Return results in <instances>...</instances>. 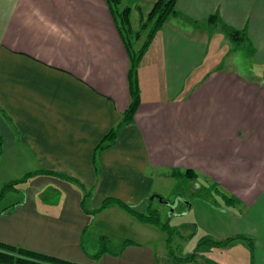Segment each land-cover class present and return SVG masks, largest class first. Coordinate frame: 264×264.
Instances as JSON below:
<instances>
[{
	"label": "crops",
	"instance_id": "0c3cea01",
	"mask_svg": "<svg viewBox=\"0 0 264 264\" xmlns=\"http://www.w3.org/2000/svg\"><path fill=\"white\" fill-rule=\"evenodd\" d=\"M154 1L121 0L132 29ZM175 10L137 64L132 119L101 148L131 102L106 0H0V189L34 173L0 196V242L81 264H264V81L221 65L241 47L264 64V0ZM225 27L247 41L223 48L212 31ZM174 176L218 197L184 203L203 208L206 259L171 257L165 231L116 204L96 211L114 198L144 213Z\"/></svg>",
	"mask_w": 264,
	"mask_h": 264
},
{
	"label": "trees",
	"instance_id": "16d2710c",
	"mask_svg": "<svg viewBox=\"0 0 264 264\" xmlns=\"http://www.w3.org/2000/svg\"><path fill=\"white\" fill-rule=\"evenodd\" d=\"M175 2L176 0H155L151 8L147 12L145 18L142 20L139 30L135 31L133 37L131 38L133 29L130 24V6L120 8L119 5L121 3V0H106L107 6L112 14L116 27L122 37L129 58L130 66L128 72V83L131 94V102L127 110L124 112L121 121L118 123V125H116L113 129H111L107 133V135L104 137V141H103L104 143L101 144L99 147L102 148L107 146L108 142L112 141L113 138L115 137L117 129L121 126V124L128 122L132 119L133 114L139 103V94H138L137 80H136L137 64L141 59L142 55L144 54L155 32L163 25V23L165 22L168 16L177 14V11L175 10ZM216 20H217L216 15H213L208 18V21L210 22L211 25H214L216 23ZM145 30H147V34L145 35L142 44L136 51H133L130 45L131 41L137 40L141 36L142 31ZM224 30H225L224 34L229 38V40L234 42L236 46L244 44V42L247 41V37L243 31H239L232 28H226V27L224 28ZM1 143L2 142L0 137V155L2 153ZM33 174L34 173H29L18 180H14L6 183L0 189V196L7 189L14 187L15 184L26 180ZM55 174L60 176L61 178H66V176L63 174H59V173H55ZM184 175L188 178L196 177V175H189V171H185ZM110 204H116L126 212L132 214L139 221L150 223L167 232L166 224L162 222V219L160 218L158 213L152 211V209L150 208L148 211L144 213L137 212L128 205H126L125 203H123L122 201L111 198V199H106L96 211L101 210ZM225 242L226 241L212 242L211 245L224 244ZM199 244L201 245L202 241H199L198 245ZM0 264H81V263L60 259L43 253L35 252L23 247H17L0 242Z\"/></svg>",
	"mask_w": 264,
	"mask_h": 264
},
{
	"label": "rangeland",
	"instance_id": "374dc122",
	"mask_svg": "<svg viewBox=\"0 0 264 264\" xmlns=\"http://www.w3.org/2000/svg\"><path fill=\"white\" fill-rule=\"evenodd\" d=\"M137 30H139V27L136 30H132L131 38ZM141 34L146 35L147 30L142 31ZM212 34L213 37H221L223 48L235 45L229 38H225L223 32L216 28L212 31ZM246 50L243 47L238 48L237 51L231 53L232 62L223 61L221 65L229 64L231 68L247 74H256L255 72H258L261 74L260 79L264 81V64L253 62L247 55ZM250 70L253 72L250 73ZM193 187L194 184L191 180L174 176L173 179L167 182L158 181L154 186V193L149 196L148 204H150V209L158 213L162 222L166 224L165 246L171 257L197 254L206 259L207 256L206 245H198V238L207 229L206 217L205 214H202L203 208L195 203L194 208L198 209V212L193 216L194 212L188 214L185 212L187 206L184 203L188 202L187 204L189 205L190 201L195 197L208 199H216L218 197H216L214 189L203 188L196 190ZM154 195H160L165 202L162 203ZM216 253L220 254V251L216 250Z\"/></svg>",
	"mask_w": 264,
	"mask_h": 264
},
{
	"label": "water",
	"instance_id": "95a60500",
	"mask_svg": "<svg viewBox=\"0 0 264 264\" xmlns=\"http://www.w3.org/2000/svg\"><path fill=\"white\" fill-rule=\"evenodd\" d=\"M159 200H160L161 202H165V201H164L162 198H160V197H159Z\"/></svg>",
	"mask_w": 264,
	"mask_h": 264
}]
</instances>
